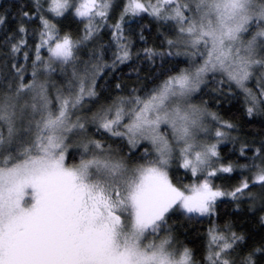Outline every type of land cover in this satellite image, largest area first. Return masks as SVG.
Here are the masks:
<instances>
[{
    "label": "snow or ice",
    "instance_id": "obj_1",
    "mask_svg": "<svg viewBox=\"0 0 264 264\" xmlns=\"http://www.w3.org/2000/svg\"><path fill=\"white\" fill-rule=\"evenodd\" d=\"M146 16L166 26L167 50L144 58L185 66L143 94L102 97V69L133 58L126 29ZM69 17L81 32L62 30ZM105 29L111 65L93 47ZM0 47V264H264V242L231 224L208 229L202 260L169 227L177 212L214 217L224 199L264 212V142L251 155L241 143L245 164L224 160L236 126L193 100L227 84L249 117L264 114V0H29ZM177 161L190 182H173ZM234 171L239 184L216 183Z\"/></svg>",
    "mask_w": 264,
    "mask_h": 264
},
{
    "label": "trees",
    "instance_id": "obj_2",
    "mask_svg": "<svg viewBox=\"0 0 264 264\" xmlns=\"http://www.w3.org/2000/svg\"><path fill=\"white\" fill-rule=\"evenodd\" d=\"M29 0H0V16L6 17V23L0 26V39L5 34L9 36L15 33L17 23L20 19V11L27 7ZM122 3V0H120ZM115 16L119 15L117 11ZM33 28L37 25L32 24ZM62 30L71 32L73 35L81 32L82 26L77 23L73 17L66 19L61 25ZM166 26L154 22L151 17H144L142 21L134 20L126 29L131 38V47L133 50V58L127 63L119 64L115 69L104 67L102 75L97 79V89L102 97L114 96L117 93L127 95L133 89L138 94H143L145 90H151L162 79L167 78V74L174 71L175 67H184L182 63L184 57H168L163 59L157 57L154 61L144 58L142 49L156 48L159 51H166V45H162L160 33L165 32ZM143 34L145 39L141 40ZM99 61L102 64L111 65L113 61V53L115 52V44L112 43L110 29L100 32L95 44ZM140 55L137 56L136 53ZM3 54V48L0 47V55ZM89 54H91L89 52ZM60 80V78L58 77ZM58 83V82H57ZM120 88L117 89L116 85ZM228 85L224 84L221 91L215 90V85L202 89L195 96L199 104L206 105L210 112L218 114L223 120L233 123L236 127L232 130L231 135L226 141L219 145L221 157L226 161L234 164H245L247 160L240 157L239 150L241 143L246 142L249 147V155H251L252 147H259L264 142V114H254L249 117L245 111V103L240 90L233 86V90H228ZM103 102V101H102ZM96 138H100L101 133L95 134ZM117 147H123L120 142ZM125 152L126 148L123 149ZM75 151V150H73ZM174 171L171 176L174 183H188L191 177L185 173L183 169ZM239 171L232 174H223L216 178V183L224 188L233 187L240 182ZM260 212L249 211V205L241 203L237 207L236 202L224 199L217 202L216 215L214 217H193L189 218L177 212L172 215L169 221V227L173 236L176 237L180 244L191 248L197 256L202 260L208 243V229L215 224L223 227L224 224H231L234 230L245 234L247 244L251 246L253 242L259 244L264 242V225L260 224Z\"/></svg>",
    "mask_w": 264,
    "mask_h": 264
},
{
    "label": "rangeland",
    "instance_id": "obj_3",
    "mask_svg": "<svg viewBox=\"0 0 264 264\" xmlns=\"http://www.w3.org/2000/svg\"><path fill=\"white\" fill-rule=\"evenodd\" d=\"M94 47V46H93ZM116 47V46H115ZM95 49H96V47H94ZM115 50H116V48H115ZM97 51V50H96ZM90 52V51H89ZM85 59H87V57H84ZM100 63H101V61H99ZM58 74H54V79L56 80V82H58L59 83V79H58ZM60 78V77H59ZM197 94V93H196ZM195 94V95H196ZM193 96V100H194V102L195 103H197V104H199L197 101H196V99H195V97L196 96ZM199 105H203V104H199ZM89 107H91V105H89ZM87 110H88V108L86 107L85 108V112H87ZM209 111V110H208ZM96 134V133H95ZM73 150H75V149H73ZM180 169H182V168H180ZM177 170H179L178 169V161L177 162H174V164H173V167L170 169V175H172L173 173H174V171H177ZM184 170V169H183ZM185 171V170H184ZM163 234V233H162Z\"/></svg>",
    "mask_w": 264,
    "mask_h": 264
}]
</instances>
